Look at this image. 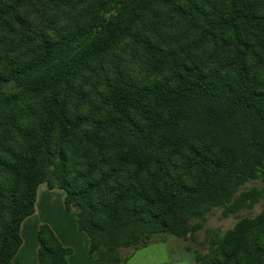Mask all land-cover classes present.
Returning a JSON list of instances; mask_svg holds the SVG:
<instances>
[{"label":"trees","instance_id":"obj_1","mask_svg":"<svg viewBox=\"0 0 264 264\" xmlns=\"http://www.w3.org/2000/svg\"><path fill=\"white\" fill-rule=\"evenodd\" d=\"M264 176V0H0V264L37 190L64 192L93 264L234 214ZM37 264H69L47 224ZM196 264H264V204Z\"/></svg>","mask_w":264,"mask_h":264},{"label":"rangeland","instance_id":"obj_2","mask_svg":"<svg viewBox=\"0 0 264 264\" xmlns=\"http://www.w3.org/2000/svg\"><path fill=\"white\" fill-rule=\"evenodd\" d=\"M256 188L261 191L260 197L251 205H247L234 214L222 215L223 207L210 209L200 218H191L189 225L198 224L199 228L186 237H175L168 234H157L150 238L147 247L135 250V248L120 249V256L126 258L132 256L126 264H167L175 261H188L195 254L205 253L210 245V239L214 231L223 234L233 227L236 221L242 217H252L258 214L264 204V176L244 184L239 191ZM46 191L47 193H44ZM55 191V192H54ZM59 189H48L45 185L40 188L35 204V212L23 224L22 235L25 247L33 248L36 239L35 228L41 224L51 225L57 233L65 228L69 232L75 226L74 218L68 216L63 198ZM68 214V215H67ZM81 256V254H80Z\"/></svg>","mask_w":264,"mask_h":264},{"label":"crops","instance_id":"obj_3","mask_svg":"<svg viewBox=\"0 0 264 264\" xmlns=\"http://www.w3.org/2000/svg\"><path fill=\"white\" fill-rule=\"evenodd\" d=\"M42 185L44 186V184H42ZM42 185H40L38 187L37 197L39 195V191H40V188L42 187ZM59 192L61 193V197L64 199V192L63 191H59ZM44 193H47V192L44 191ZM72 210H74V208H72ZM68 214H67L68 216H70L71 218L72 217L74 218L75 226L73 229V233L71 231V232H69L71 234H68V231L65 228V226L63 227L62 230L58 229L59 230L58 232H60V233H57V231L53 227H51V225H49V226L54 231V233L56 234L58 239L61 241V243L65 247L71 248L72 253L68 257L69 264H93V260L88 254V246H89L88 238L83 232L79 231L77 228L75 210H74L73 214H72V212H68ZM27 219H29V217L26 218L21 225L22 244H21L17 254L15 255V257L13 259V264H37L38 242H35L33 248L28 250V248L25 247V244L23 241L24 238L22 235V228H23V224L26 222ZM37 230H38V227L35 228L36 234H37ZM36 239H37V235H36ZM80 254H81V256H80ZM130 258H129V260H130ZM167 264H196V263L190 259L188 261H175V262L167 263Z\"/></svg>","mask_w":264,"mask_h":264}]
</instances>
